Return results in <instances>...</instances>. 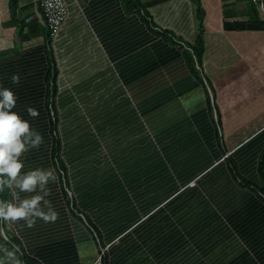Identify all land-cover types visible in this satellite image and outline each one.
Here are the masks:
<instances>
[{"label": "crops", "instance_id": "0c3cea01", "mask_svg": "<svg viewBox=\"0 0 264 264\" xmlns=\"http://www.w3.org/2000/svg\"><path fill=\"white\" fill-rule=\"evenodd\" d=\"M38 1L0 0V83L18 74V106L44 111L55 68L57 153L48 136L20 159L22 174L55 172L58 218L0 221V257L94 264L105 249L104 264H264V0H63L56 36ZM114 96L109 129L93 115L64 135L63 114L111 109Z\"/></svg>", "mask_w": 264, "mask_h": 264}, {"label": "clouds", "instance_id": "9594fccd", "mask_svg": "<svg viewBox=\"0 0 264 264\" xmlns=\"http://www.w3.org/2000/svg\"><path fill=\"white\" fill-rule=\"evenodd\" d=\"M11 80L19 84L20 77L13 74ZM15 106L14 93L8 88L0 89V192L8 189L12 195L11 201L0 200V221H24L31 228L37 219L47 223L58 218L51 201L46 199L51 194L48 184L57 177L52 169L42 168L22 174L24 164L20 157L31 149H38L44 138L28 121L11 111ZM27 113L32 118L39 116V111L32 107L27 108ZM20 193L34 194L21 198ZM0 264H19V261L13 252L5 251Z\"/></svg>", "mask_w": 264, "mask_h": 264}, {"label": "trees", "instance_id": "16d2710c", "mask_svg": "<svg viewBox=\"0 0 264 264\" xmlns=\"http://www.w3.org/2000/svg\"><path fill=\"white\" fill-rule=\"evenodd\" d=\"M14 2V1H13ZM39 5V4H38ZM39 9L41 11V14L43 15L44 19H45V14L43 13V10L40 8ZM197 13L200 14V11H198ZM46 21V19H45ZM47 24V23H46ZM48 27V25H47ZM60 28L57 29L56 32H53L51 36H56L57 33L59 32ZM48 32L50 33V29L48 27ZM196 45L195 46H190L191 49L194 52V55L197 59V61L199 62L200 60V55L202 52V39H201V34H199V36H196ZM51 63V60H50ZM14 70L19 73L20 69L18 68H14ZM8 71V70H7ZM10 72V71H9ZM55 68L52 67V65L48 67V71L47 74L45 76L46 78V84H47V102L45 104V108L46 110L42 111L41 107L39 106V104L36 103V105L33 106V108L37 109L39 111V116H37L36 118H34V123H31V120H33V118L31 116L28 115L27 113V108L30 106H23L20 107L18 106L19 103H17L16 100V106L11 109V111L16 112L20 115V117L26 121H28L29 123H31V128L38 131L43 138L44 137H48L51 136L54 139V154L57 153V146H58V133H57V114L56 112L51 111L52 106H53V97L55 95V91H56V83H55ZM12 72L9 73V75L4 78L3 81H1L0 83V89L2 88H8L10 89L15 97H23L25 92H21V91H16L15 87L17 84H13L12 83ZM11 75V76H10ZM10 76V77H9ZM22 81H20L21 83ZM20 99V98H19ZM104 104V106H98L97 107H93L94 109H97L95 111H93L91 114L90 113H82V112H72L69 115H65L66 118L65 120L67 121L66 124V130H64V135H71V134H78V133H83L85 131H88V126L91 124L90 123V119H93V115L96 116V123H97V128H99L101 131L107 130L109 129V125L107 122H109V120H115L118 116H120L121 113V109H120V105H121V99L114 96L113 97V104L111 109L109 107H106L104 101L102 102ZM54 108V107H53ZM95 112V113H94ZM47 119V121H46ZM130 121H134L133 117H129ZM92 122V121H91ZM119 132H123L124 138L128 137V136H133V132L134 129H126V131L124 130H118ZM125 132V133H124ZM260 173H261V179H262V184H261V191L264 194V153L263 156L260 160Z\"/></svg>", "mask_w": 264, "mask_h": 264}, {"label": "built area", "instance_id": "2783aa9c", "mask_svg": "<svg viewBox=\"0 0 264 264\" xmlns=\"http://www.w3.org/2000/svg\"><path fill=\"white\" fill-rule=\"evenodd\" d=\"M263 0H252V3L262 4ZM38 4L45 14L46 23L51 31L56 32L63 23V20L66 17V7L63 0H39ZM30 18H27L26 21H29ZM5 237L3 242H6L8 239ZM104 252L105 249H101L98 252L97 258L94 264H104Z\"/></svg>", "mask_w": 264, "mask_h": 264}, {"label": "rangeland", "instance_id": "374dc122", "mask_svg": "<svg viewBox=\"0 0 264 264\" xmlns=\"http://www.w3.org/2000/svg\"><path fill=\"white\" fill-rule=\"evenodd\" d=\"M67 115H69V114H67ZM67 115H66V116H67ZM63 116H65V114H63ZM117 132H119V131L117 130Z\"/></svg>", "mask_w": 264, "mask_h": 264}]
</instances>
